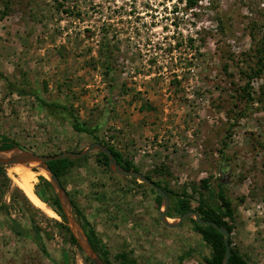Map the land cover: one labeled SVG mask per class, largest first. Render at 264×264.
I'll return each instance as SVG.
<instances>
[{"label": "rangeland", "instance_id": "obj_1", "mask_svg": "<svg viewBox=\"0 0 264 264\" xmlns=\"http://www.w3.org/2000/svg\"><path fill=\"white\" fill-rule=\"evenodd\" d=\"M8 1L4 14L0 3V136L37 154L79 150L91 137L70 128L66 107L141 173L164 163L170 174L152 179L191 195V207L199 199L214 206L221 182L233 205L232 244L252 264H264V69L249 80L250 101L240 73L255 60L264 0ZM102 42L111 48L113 80L104 73ZM142 103L151 109L140 111ZM89 154L63 187L111 256L128 250L136 264L201 261L208 248L187 221L162 226L154 194ZM10 166H3L9 181L0 178L7 186L0 191V264H63L62 249L67 264H83L48 219L59 218L28 199L12 203L19 188ZM39 175L33 192L43 186ZM8 219L22 231L31 220L49 257L30 237L11 233Z\"/></svg>", "mask_w": 264, "mask_h": 264}, {"label": "trees", "instance_id": "obj_2", "mask_svg": "<svg viewBox=\"0 0 264 264\" xmlns=\"http://www.w3.org/2000/svg\"><path fill=\"white\" fill-rule=\"evenodd\" d=\"M188 5H192L194 3V0H187ZM0 3H2V11L1 14L6 13L9 10V1L8 0H0ZM61 3H58V6H60ZM64 12H70L67 10H64ZM264 42V30L262 31L261 37L259 39V42L255 45V48L253 49L252 56L255 58L252 66H249L246 71H241L240 73L244 75L246 78L245 84L241 87V89L245 92V97L243 98L245 101L253 100V98L250 95V87H249V80L253 76L260 75L262 70L264 69V58H263V47L262 43ZM111 51L110 46H108L106 43L102 42L100 43V50L99 53L104 56L102 63L104 67V73L108 75L110 80H113L111 73V63L109 61L108 52ZM263 86V87H262ZM11 89H16L14 86L10 85ZM264 88V82L261 84L260 89ZM10 89V90H11ZM12 91V90H11ZM263 89L260 93H263ZM22 91H19L18 93H21ZM256 98V97H255ZM257 99V98H256ZM43 103V101H41ZM45 104V103H43ZM49 105V104H46ZM54 105V104H51ZM56 106V105H55ZM57 108L59 106H56ZM64 111L67 112L70 118V128L77 133L86 134L91 137V141H98L101 144L105 145L109 151L112 153V155L115 158V161L124 168L125 170L132 169L134 171L140 172L139 168L136 167L134 164H132L131 160L127 158L125 155H123L121 152H119L114 146L109 144L107 141L101 139L95 134L96 127H89L83 122L79 121V119L66 107H62ZM140 111L141 110H149L151 109L150 106H148L145 103H142L139 105ZM240 116V113L235 114L234 118H238ZM231 127V125H229ZM224 137H228V130L225 133ZM13 146H18L16 142L13 140L5 137L0 136V150H6ZM263 146V145H262ZM222 147H225V142H222ZM69 151H79L76 149H67ZM60 152V151H58ZM55 154V153H50ZM46 154V155H50ZM90 154L85 155L82 158L78 159H60V160H54L47 162L48 167L51 169V171L55 174V176L58 178L60 185L63 187V177L66 176L73 168L79 167V165L84 164ZM94 162L97 166L103 167L107 172V158L104 154L100 152H94ZM110 173V172H109ZM154 176H168L170 174V171L167 166H165L164 163L160 164L158 167H154L151 172ZM147 178L152 180L156 185L160 186L162 190L167 194L168 196V209L166 212V216L168 218H174L182 214L183 212L187 210H194L196 211L199 216L206 220H211L215 222L217 225L225 227L229 232V245H230V255L228 259V264H252L249 259H247L242 253L238 251V249L232 244L231 241V232L233 230V224H232V215H233V205L230 200V198L226 194V189L223 186V183L217 182L216 183V202L214 206L208 205L204 200H198L197 204L194 207L190 206V199L191 195L186 194L185 191H181L180 193H174L165 183L163 185L160 184L159 180L152 179V175L149 173H142ZM0 178L6 182H8V178L6 177L3 167H0ZM38 179L43 183V186L40 187V190H35L34 193L37 195L39 200H41L49 209H51L59 218V220H56L54 218H48L50 221H52V225L56 229L58 233H60L62 236L65 237L66 241L74 246L78 253L82 257L83 264H91L89 260L83 255L80 248L76 244L74 238L70 234L66 224L64 217L60 211L57 199L53 192H51L50 196H43V191L45 188L51 189L48 181L43 178V176L39 175ZM131 179L136 185H143L150 191L152 194H154V201L156 204V208L158 209L160 198L155 193V191L147 186L144 183H137L135 178H129ZM0 181V191H3V187H7L6 184ZM206 180H201V187L207 188ZM64 189V187H63ZM20 190V189H19ZM19 190H14L10 194V198L12 200V203L19 204V201H28L26 196L20 192ZM68 195V193H66ZM241 200V199H240ZM69 202L71 206L72 213L74 214L75 218L78 220L80 226L82 227L85 235L87 236V239L92 247V249L98 254V256L101 258V260L105 264H136L135 258L131 255V252L128 250H120L113 254L112 256L109 253V250L107 249L106 245L103 243V241L99 238L97 233L95 232L93 226L90 224V222L86 219L84 214L82 213L81 209L76 205V203L73 201L72 198L69 197ZM23 203V202H22ZM185 221H187L190 225V229L196 233L203 244L208 248V253L206 255H203L201 257V261H197L195 264H221V258L223 255V243H222V236L220 233H218L215 229H213L211 226H203L199 225L196 222L193 221L192 218H188ZM5 226L10 230L11 233H13L16 236H26L30 237L31 240H33L34 243L38 244V249L45 255L46 257H49L46 250L43 248L41 243V236H40V229L36 227L32 221L30 220L28 225L29 228L22 231V226L15 221V220H7L6 223H4ZM186 254V255H185ZM182 255L178 256V262L180 263L186 256H189L190 252L189 250ZM61 259L63 264H67L68 261V253L66 250L62 249L60 252ZM52 260V259H51ZM53 263L54 260L52 261Z\"/></svg>", "mask_w": 264, "mask_h": 264}, {"label": "water", "instance_id": "obj_3", "mask_svg": "<svg viewBox=\"0 0 264 264\" xmlns=\"http://www.w3.org/2000/svg\"><path fill=\"white\" fill-rule=\"evenodd\" d=\"M92 151L100 152L106 156L107 158L106 166L110 173L123 177L135 178L139 182L146 184L155 191V193L160 198V203L157 210V218L159 223L165 228L168 229L177 228L186 219L192 218L193 221L196 222L197 224L203 226H211L218 233H220L222 236V243L224 247L223 255L221 258V264H228V259L230 255V245L228 242L229 232L225 227L217 225L215 222L211 220H206L201 218L199 214L192 209L183 212L182 214L171 220H168V217L166 216V212L168 209L169 201H168V196L164 192V190H162L160 186L156 185L152 180L147 178L141 172L134 171L132 169L125 170L124 168L119 166V164L115 161V158L112 155V153L109 151V149L98 141H90L79 151L63 150L50 155L37 154L19 148L18 146H13L6 150H0V167L7 165L22 164V165H33V167L41 170L44 173L48 183L52 188L53 194L57 199L60 211L65 220V224L70 234L74 238L76 244L83 253V255L89 260L91 264H105L98 256V254L92 249L87 239V236L85 235L78 220L75 218L74 214L72 213L70 202L65 193V190L60 185L58 178L55 176V174L51 171V169L47 165V162L49 161L60 160V159L82 158Z\"/></svg>", "mask_w": 264, "mask_h": 264}, {"label": "bare ground", "instance_id": "obj_4", "mask_svg": "<svg viewBox=\"0 0 264 264\" xmlns=\"http://www.w3.org/2000/svg\"><path fill=\"white\" fill-rule=\"evenodd\" d=\"M28 166H30L31 168ZM10 167H13L10 169V172L16 177V186L22 191L26 198L33 204L43 207V211L47 216L58 218V216L51 209H49L41 200H39L37 195H35V193L33 192L32 186L35 180V176L38 174L44 175V173L41 170H33V165L15 164Z\"/></svg>", "mask_w": 264, "mask_h": 264}]
</instances>
